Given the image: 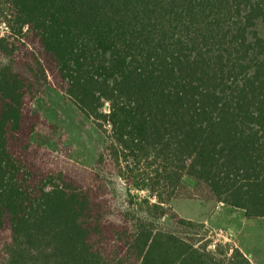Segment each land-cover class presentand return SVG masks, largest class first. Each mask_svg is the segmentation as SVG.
I'll use <instances>...</instances> for the list:
<instances>
[{
    "label": "trees",
    "instance_id": "obj_1",
    "mask_svg": "<svg viewBox=\"0 0 264 264\" xmlns=\"http://www.w3.org/2000/svg\"><path fill=\"white\" fill-rule=\"evenodd\" d=\"M0 264H253L171 216L194 178L264 217V0H0ZM47 86L107 134L86 179L32 139ZM132 180L149 219L113 211L103 171ZM155 200V201H153Z\"/></svg>",
    "mask_w": 264,
    "mask_h": 264
},
{
    "label": "rangeland",
    "instance_id": "obj_2",
    "mask_svg": "<svg viewBox=\"0 0 264 264\" xmlns=\"http://www.w3.org/2000/svg\"><path fill=\"white\" fill-rule=\"evenodd\" d=\"M10 33L8 23L0 18V37ZM33 110L57 126L51 129L40 125L32 139L42 145L41 160L51 168L64 170L80 179H86L95 168L100 149L107 144V134L96 123L85 117L64 94L53 86H47L36 98ZM109 187L113 206L108 218L119 222L120 213L133 211L138 217L149 219L143 198L149 197L145 190L135 189L132 180H125L117 173L103 171ZM183 198L175 199L169 205L168 214L156 222L161 228H173L171 216L204 223V228H182L184 235L196 242L210 240L212 248L217 244L239 248L253 264H264V217L248 219L245 212L211 199L208 190L194 178H183ZM155 201V200H153Z\"/></svg>",
    "mask_w": 264,
    "mask_h": 264
}]
</instances>
